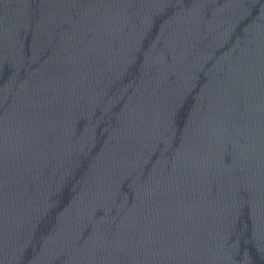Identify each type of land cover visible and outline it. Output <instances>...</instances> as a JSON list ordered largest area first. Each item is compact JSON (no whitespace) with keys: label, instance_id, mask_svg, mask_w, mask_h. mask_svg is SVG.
Listing matches in <instances>:
<instances>
[{"label":"water","instance_id":"1","mask_svg":"<svg viewBox=\"0 0 264 264\" xmlns=\"http://www.w3.org/2000/svg\"><path fill=\"white\" fill-rule=\"evenodd\" d=\"M0 264H264V0H0Z\"/></svg>","mask_w":264,"mask_h":264}]
</instances>
